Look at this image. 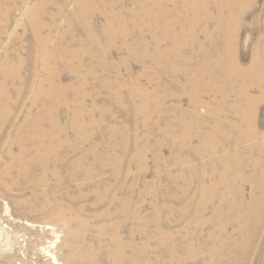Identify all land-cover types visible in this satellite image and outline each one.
Masks as SVG:
<instances>
[{"label": "rangeland", "instance_id": "374dc122", "mask_svg": "<svg viewBox=\"0 0 264 264\" xmlns=\"http://www.w3.org/2000/svg\"><path fill=\"white\" fill-rule=\"evenodd\" d=\"M158 8L0 0V264H256L264 221L238 226L263 194L245 180L264 170V149L232 128L237 96L225 56L214 63L224 33L211 17L200 56L175 50L181 22L157 24ZM263 16L256 0L240 18L243 66Z\"/></svg>", "mask_w": 264, "mask_h": 264}, {"label": "bare ground", "instance_id": "6f19581e", "mask_svg": "<svg viewBox=\"0 0 264 264\" xmlns=\"http://www.w3.org/2000/svg\"><path fill=\"white\" fill-rule=\"evenodd\" d=\"M142 1L145 2L146 0H142ZM149 1H152L153 3L157 4L159 7L158 8L159 15L155 14L156 16L153 17V20L157 22V24L161 18L170 17V16L171 18L169 20H166V28H170L172 26L173 24L172 21H174V23L177 22L176 24H179V22H181L182 27L179 25V29H180L179 31L181 34L179 33L178 34L180 36V40L181 39L182 40L180 41L179 39H176L177 41L173 45L174 49L179 50L181 48L179 47L181 44L190 43L189 45L191 46V48L195 46V48L193 49H196V54L198 55H199L198 48L201 47L200 46L201 43H199V41L197 40V33H196L197 28L203 22V20H208L211 17H213V13L210 12L211 10L210 6L212 3L217 4L218 14L214 15L212 19H215L216 22L217 21L219 22V26H220L219 29H222L226 41H224L223 49H220L219 51V53L222 54L220 55L217 53L218 56L216 57V59H214L215 60L214 63H217V65L221 64L222 63L221 57L223 55L225 56L226 59L223 61L224 68L222 69V71L224 72L228 80L229 81L231 80V82L233 83L231 87V93L237 96V102L236 104H234V109L236 113L239 115L240 121L232 123V128L239 132V139H241V142H248L255 140L256 145L261 146L262 149H264V131H260L257 128L258 126L257 114H258L259 105L260 103H262V101H264V27L262 28L263 33L260 35L256 45L254 46V49L252 50L250 62L245 66H243L240 62V56L237 47V37L239 31L238 25L240 23V18L244 16L247 9L253 7V5L256 3V0H184L185 9L184 8L183 9L185 10V12L183 14L181 13V8L179 11L178 8L176 9V7H171V8L168 7L169 4H173L174 0H149ZM37 8L38 5H35L30 8H26L25 10L26 13H28L27 15L28 16L32 14L34 15V13H36L35 9ZM145 9L147 10L146 11L147 13L152 14V10L150 8L148 9L145 8ZM234 9H236L237 11L236 13L229 14L224 12V10H226L227 12L229 10H234ZM230 25H233L234 28H230ZM37 26L36 29L38 28ZM263 26H264V16H263ZM172 27L173 29H175L174 26ZM54 53L55 52H53V54ZM47 54L49 53L44 49L42 56H46ZM189 61L190 60L187 59V62ZM47 67L49 68L48 65ZM48 78L50 81L53 80L52 75H49ZM9 170L10 168L8 167L6 173H8ZM235 179H236V183L238 182L240 183V181L244 180L242 175L239 173V170H237ZM251 179L254 188L253 190L260 189V191L263 194L259 199V204L257 203V201H253L252 203L253 207L248 208L246 210V213L245 212L244 214L241 213L242 215L241 217L244 218L243 219L244 221L238 227L244 233H246L247 231L249 232L250 230L249 226L251 223H254L255 226L258 227L264 221V170L258 173L256 179L251 178L250 175L249 179L246 178L245 181L251 182ZM241 187L242 186L239 187L240 194L243 192ZM248 213L250 214L247 215ZM236 219H238L237 216ZM67 222L71 223L72 221L69 219L67 220ZM251 233H252V237L257 238L258 235L256 230L253 229ZM245 241L247 242V240ZM250 242L251 241L248 239L249 244ZM256 243L251 242L250 245L251 247L249 248L251 249L253 246L255 247ZM261 245L262 246L260 248L259 255L257 254L258 257L256 264H264V242ZM214 255L216 259L217 257L219 259V256H217L218 255L217 250L214 252Z\"/></svg>", "mask_w": 264, "mask_h": 264}]
</instances>
